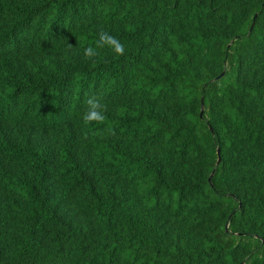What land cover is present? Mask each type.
<instances>
[{"label": "trees", "instance_id": "16d2710c", "mask_svg": "<svg viewBox=\"0 0 264 264\" xmlns=\"http://www.w3.org/2000/svg\"><path fill=\"white\" fill-rule=\"evenodd\" d=\"M0 264H264V0H0Z\"/></svg>", "mask_w": 264, "mask_h": 264}, {"label": "clouds", "instance_id": "9594fccd", "mask_svg": "<svg viewBox=\"0 0 264 264\" xmlns=\"http://www.w3.org/2000/svg\"><path fill=\"white\" fill-rule=\"evenodd\" d=\"M107 45L116 55L124 54V46L121 44L116 37L109 35L106 32L99 33V39L96 42V47L87 46L83 49L84 56L86 58H92L98 55L97 48H102ZM89 107L87 111L83 114L82 120L85 124L91 122H103L104 116L101 112V109L104 108L99 101V99L89 98L87 101Z\"/></svg>", "mask_w": 264, "mask_h": 264}, {"label": "water", "instance_id": "95a60500", "mask_svg": "<svg viewBox=\"0 0 264 264\" xmlns=\"http://www.w3.org/2000/svg\"><path fill=\"white\" fill-rule=\"evenodd\" d=\"M251 25H252V23H251ZM221 75H222V72L217 77H219ZM201 112H202V107H201V101H200L199 115H201ZM208 128H209V130H211V128L209 126H208ZM215 154H216V159H215L214 165L216 166L219 163V160H220L218 148L215 149Z\"/></svg>", "mask_w": 264, "mask_h": 264}]
</instances>
